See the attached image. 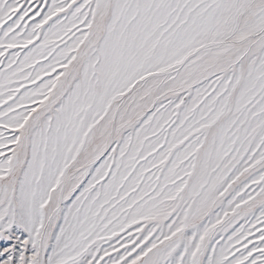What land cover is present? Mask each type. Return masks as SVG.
Masks as SVG:
<instances>
[{"label":"snow or ice","instance_id":"1","mask_svg":"<svg viewBox=\"0 0 264 264\" xmlns=\"http://www.w3.org/2000/svg\"><path fill=\"white\" fill-rule=\"evenodd\" d=\"M0 264H264V0H0Z\"/></svg>","mask_w":264,"mask_h":264}]
</instances>
